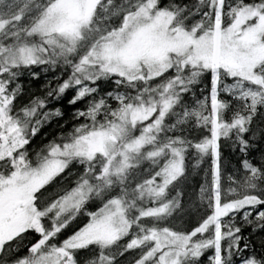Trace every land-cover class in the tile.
Segmentation results:
<instances>
[{
  "label": "snow or ice",
  "instance_id": "obj_1",
  "mask_svg": "<svg viewBox=\"0 0 264 264\" xmlns=\"http://www.w3.org/2000/svg\"><path fill=\"white\" fill-rule=\"evenodd\" d=\"M0 0V264H264L244 257L236 215L264 230V165L248 158L254 122L264 117V0ZM70 69L43 96L24 95L20 78ZM205 75L210 92L188 105L184 96ZM57 80L60 77H56ZM228 81H231L230 83ZM100 82H111L101 94ZM69 90L71 131L30 158L27 146L53 119L49 103ZM222 94L231 99L222 98ZM115 104V106H113ZM199 131V136L191 133ZM232 141L243 173L222 184L221 140ZM210 159L200 187L204 214L190 230L170 219L181 210L179 182ZM150 166L148 177L138 174ZM83 167L73 186L43 198L72 166ZM86 212L87 223L57 243ZM253 211L255 216L253 217ZM227 218V219H225ZM29 233L38 234L17 255Z\"/></svg>",
  "mask_w": 264,
  "mask_h": 264
},
{
  "label": "trees",
  "instance_id": "obj_2",
  "mask_svg": "<svg viewBox=\"0 0 264 264\" xmlns=\"http://www.w3.org/2000/svg\"><path fill=\"white\" fill-rule=\"evenodd\" d=\"M169 0H162V5L167 4ZM177 3H187L191 5L194 3V0H175ZM44 66L41 67H33L32 71L39 73L38 79H33L27 72L20 78V82L24 86V95H22L18 101L17 105L20 106L24 103H27L28 100L32 96H43L46 92L45 85L51 81L52 85L55 86L57 83H61L63 79H66L70 69L66 70L63 67H58L55 70H49L45 72L43 70ZM56 77H60L59 80ZM114 85L111 82H100V91L101 94L111 91ZM210 76L205 75L202 78V81L193 86L192 92L186 94L184 96V101L188 105H194L195 101L198 99H203L204 96H207L210 92ZM74 95V90H69L65 96L59 101H53L49 103V108H57L59 107L64 115L60 118L53 119L51 123L44 126L41 131L34 137L31 143L27 146L29 156L32 159H35V154L39 152L45 145L53 140L59 141V138L71 131L73 126L81 121L73 120V113L76 109H83L86 105L85 102H78L76 105L68 104V100ZM224 99H231L230 97L223 95ZM115 106V104H113ZM192 136H199V131L191 133ZM250 139L252 143V147L249 149L247 158L257 166L264 165V117L257 119L253 124V134H250ZM221 160H222V184L225 188L229 185L228 177L230 175H234L237 178L243 173L241 161L245 157L238 150H234L232 141L230 140H221ZM192 160L189 159V167L187 170L186 177L179 182L176 190L172 192V195L176 194V191H179L182 195L180 200L182 204L185 203L186 198H193L195 194H198L200 191V187L202 184H205V180L210 183L211 176L210 174L206 177L205 170L210 168V159H206L204 163L200 165L199 168L193 169L191 167ZM143 168L144 171H141L138 174V179H143L148 177V170H150V166L146 163ZM83 167L76 166L74 169L73 166H70L68 170L62 175V177L58 178V185L55 184L54 181L51 185H49L43 192L48 194L49 192L55 189L54 184L56 186L63 187V189L70 188L73 186V183L77 176L82 173ZM197 200V199H196ZM100 200L90 201L85 206V211L79 215L71 224L63 230V232L59 235L57 243L66 238L69 234L73 233L79 227L83 226L85 222L88 221L89 217L85 214L86 212H94L101 207ZM257 210H264V206H260ZM204 214V207L201 205V202L197 201V209L196 212H189L187 217L184 218L183 224L185 230H190L193 228L200 217ZM243 210L236 215L235 223L236 226L241 227L242 236L241 240V248H243L244 244L248 245V248L244 250L243 256L247 257L255 254L258 258L264 256V230L257 229L253 230L252 225H248L242 220ZM255 216V211H253V217ZM227 219V218H225ZM38 238V234L29 233L26 235L24 241L21 242V246L19 248V252L17 255H25L27 254V247L30 246L31 243L35 242ZM95 250H82L78 253V259L82 262L87 259L93 257L95 255ZM137 253L129 252L125 254L124 257L118 258V264H133L134 259L136 258ZM212 255V250H208L205 252L204 256L200 258L199 264H210L209 256ZM241 257H234L233 264H240Z\"/></svg>",
  "mask_w": 264,
  "mask_h": 264
},
{
  "label": "rangeland",
  "instance_id": "obj_3",
  "mask_svg": "<svg viewBox=\"0 0 264 264\" xmlns=\"http://www.w3.org/2000/svg\"><path fill=\"white\" fill-rule=\"evenodd\" d=\"M228 82L230 83L231 81H228ZM72 166L75 169L76 166H80V165L73 164ZM55 184L58 185V181H56ZM55 184H54L55 189L53 191L49 192L48 194L47 193L45 194L43 192L44 196L42 197V200H43V198L53 197L59 190L63 189V187H61V185L60 186H56ZM177 187H178V185H177ZM193 196H194V199L192 197L191 198L187 197L184 204H182V202H181L182 208H181V210H178V212L174 214L173 218L170 219L169 226L173 227L176 230H185V227H184V224H183L184 223L183 220H184L185 217H187V214L190 211L191 212H196L197 201L198 200L200 201V191L198 192V194H195ZM85 223H87V222H85ZM71 234H69V235H71Z\"/></svg>",
  "mask_w": 264,
  "mask_h": 264
}]
</instances>
